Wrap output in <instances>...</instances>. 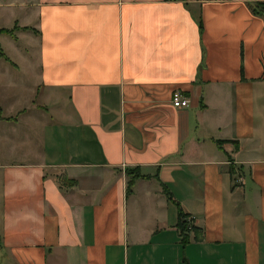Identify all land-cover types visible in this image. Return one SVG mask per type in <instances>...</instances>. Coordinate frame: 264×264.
Here are the masks:
<instances>
[{
    "label": "crops",
    "instance_id": "obj_1",
    "mask_svg": "<svg viewBox=\"0 0 264 264\" xmlns=\"http://www.w3.org/2000/svg\"><path fill=\"white\" fill-rule=\"evenodd\" d=\"M262 2L0 0V264H264Z\"/></svg>",
    "mask_w": 264,
    "mask_h": 264
},
{
    "label": "trees",
    "instance_id": "obj_2",
    "mask_svg": "<svg viewBox=\"0 0 264 264\" xmlns=\"http://www.w3.org/2000/svg\"><path fill=\"white\" fill-rule=\"evenodd\" d=\"M252 12L255 16H262L264 17V2L262 3H255ZM0 32L3 33H13V31H9V30H0ZM140 175L136 174L134 176H131V179L128 182V186H127V190L128 192L131 191V188L134 184V181L136 178H139ZM66 184V186H72L74 183L71 181H67L65 178L62 179V182H60L62 185L64 184V182ZM178 207V224H177V229L180 233V237H181V242L183 244H186L189 241V234L191 232V230H193V226L190 227V221H188L189 216L187 214L184 213V211L182 210L181 206L177 204Z\"/></svg>",
    "mask_w": 264,
    "mask_h": 264
},
{
    "label": "built area",
    "instance_id": "obj_3",
    "mask_svg": "<svg viewBox=\"0 0 264 264\" xmlns=\"http://www.w3.org/2000/svg\"><path fill=\"white\" fill-rule=\"evenodd\" d=\"M171 104L176 109H186L190 106L189 99L179 90H175L172 93Z\"/></svg>",
    "mask_w": 264,
    "mask_h": 264
},
{
    "label": "rangeland",
    "instance_id": "obj_4",
    "mask_svg": "<svg viewBox=\"0 0 264 264\" xmlns=\"http://www.w3.org/2000/svg\"><path fill=\"white\" fill-rule=\"evenodd\" d=\"M5 24H6V23H5V19H4V18H3V19L0 18V26H5ZM0 39H2V38H0ZM0 41H1V40H0ZM1 43L4 44V41H1ZM2 48H3V49L5 48L6 52L8 53V56L11 57V52H10V50L7 48V45H6V44L2 45ZM7 53H6V54H7ZM55 109H63L62 104L57 105ZM62 179H63L62 177H59V182H62ZM63 182H64V180H63ZM64 185H66L65 182H64ZM188 221H190V227H192L191 220L188 219Z\"/></svg>",
    "mask_w": 264,
    "mask_h": 264
}]
</instances>
